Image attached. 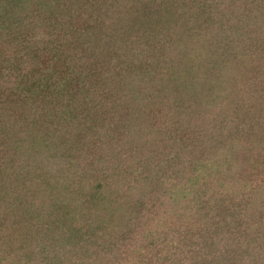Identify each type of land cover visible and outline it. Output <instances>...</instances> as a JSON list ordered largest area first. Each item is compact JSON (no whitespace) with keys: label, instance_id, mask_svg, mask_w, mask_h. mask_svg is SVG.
I'll use <instances>...</instances> for the list:
<instances>
[{"label":"trees","instance_id":"obj_1","mask_svg":"<svg viewBox=\"0 0 264 264\" xmlns=\"http://www.w3.org/2000/svg\"><path fill=\"white\" fill-rule=\"evenodd\" d=\"M215 3L0 0V264H264V68L242 121L219 127L222 142H249L223 144L222 160L211 162L221 146L190 139L176 98L203 104L178 64L213 17L228 29ZM262 15L240 12L228 35L264 44L260 25L247 29ZM120 19L144 43L100 59L96 47L117 50ZM234 208L248 210L245 229ZM77 209L87 230L70 227Z\"/></svg>","mask_w":264,"mask_h":264},{"label":"rangeland","instance_id":"obj_2","mask_svg":"<svg viewBox=\"0 0 264 264\" xmlns=\"http://www.w3.org/2000/svg\"><path fill=\"white\" fill-rule=\"evenodd\" d=\"M201 1L207 3V0ZM215 2L217 7L216 9H213V11L211 10L209 14H212L215 11L218 13V17L221 15L229 16L227 20L230 21L231 24L228 25V23H226V26L228 25V29L234 27V23L237 20V16L235 15L240 14V12L247 11L249 15H262V11L264 10V0H215ZM236 5H239V8L235 7ZM250 9L256 11L251 13L249 11ZM218 17H216V21L218 20ZM214 18L215 17L212 18L210 22L211 25L208 27L210 29H204L203 31L202 29L198 30L200 32L196 36L194 48L191 50L190 55L187 57V59L183 60L184 62L182 64L181 62L178 64L180 69L178 70L179 73L184 75L189 73L190 75H193V80L197 85L194 91L198 92L199 90V92L204 95L203 98L205 100L203 99V104H199V94H196L195 99L192 97L187 98L186 93L184 94L183 92H180L181 87L179 84L178 86L180 91L178 94L184 98H179L178 94L176 96L177 100L183 104V109H185L182 110L181 115L188 119L187 121L185 120L184 123V125H186L187 131L190 133L195 132V136H190V139L193 140L198 137V135L203 137L202 140L205 144H207V146H209L210 151L214 150L213 146H221L220 150L217 151L218 156H213V158H211V162L215 161L216 158L222 160L223 150L228 153L230 151L231 145L240 152L242 145L249 142L245 139V141H241V138H239L238 134L231 136L230 140H233L232 144L230 140L222 142L223 138L219 135V132H221L219 127L225 122L224 128L221 130L226 131L229 125L232 123L231 120H233L235 123L239 120L242 121V119L239 118L237 120L234 119L235 117L237 118L239 112L237 106L243 107L244 104H246V101L249 100V98H252L253 93L250 94V91H252L251 87L256 84L255 76L258 74L260 67L261 69L264 68L263 64L259 63L261 59H264V44L257 45L255 38H251L249 41L243 40V42H241V40L239 42L238 37H230L228 35L229 31L227 28L224 26L218 28L215 25L216 23H213ZM261 19L262 21L260 24ZM119 22L120 24L118 28L114 31H110L111 33H109V35L111 34V38L115 39L114 44L117 50L114 51L113 48L112 50H98L96 47L95 51H97V55L100 57V59L111 58L113 59L112 61L122 62L120 60V55L122 52L120 51H124L125 46L137 45V47H142L144 43L143 37L139 40L140 35L138 33H133L132 29L127 28V23L122 24L121 19ZM259 25L262 30V36L259 37L258 35L257 38L260 41L264 39V15L257 16L256 24H253V27H247V29L254 30V27H258ZM223 28H225V30H223ZM218 32L219 35L223 37V40L219 37ZM263 41L264 40H262V42ZM246 44L252 48L248 49ZM262 49V53L257 52L258 50L261 51ZM168 58L169 57H167V59H160L159 66L155 70L154 78H158L159 75L163 73V69L169 67V64L172 65V61H170ZM170 59H177V55H171ZM98 63L101 67L102 64L100 63H102V61H98ZM100 69L106 77L117 74L116 71L111 73V70L114 68H110L107 64L102 66ZM106 70L108 71L106 72ZM137 82L138 80L136 79L134 83L130 85L132 88L136 89L135 92L141 90L142 93H147L146 91H149L150 87H152L151 85L149 86L148 84H143V82L138 85ZM172 95H174V93ZM168 98L170 99L171 96ZM156 107L159 108L158 112L162 110L164 112L167 108L164 103H159L156 105ZM149 115L152 116L153 114ZM227 115H230V117ZM181 121L182 119L180 122ZM84 124L88 126L87 123L83 122V126ZM83 126L82 122L78 124L77 131L82 130ZM119 128L121 129L120 125ZM71 129L73 130L74 127H71L69 130ZM223 144L231 145L229 147H224L222 146ZM57 173L58 171H54L55 175ZM69 215L71 216V211ZM69 215H66L64 218L69 217ZM82 215L83 214L79 212V209H77L75 215L71 216L70 223H72L73 226H71L70 223L68 224L70 225L71 229L74 227L76 230H78L86 227L85 229L87 230L88 226L83 220ZM64 218H61L62 223ZM234 218L237 219L244 229L246 228V222H250L249 212L247 209L240 210L238 208H234ZM255 223L256 221L254 224ZM81 234H84V239L87 233L84 232ZM91 248L92 246H89V250ZM235 248H237V246H235ZM92 249L89 252H93ZM187 261L190 262V259Z\"/></svg>","mask_w":264,"mask_h":264}]
</instances>
